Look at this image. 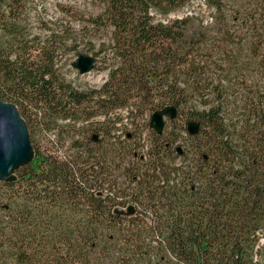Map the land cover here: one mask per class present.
<instances>
[{"label": "trees", "instance_id": "trees-1", "mask_svg": "<svg viewBox=\"0 0 264 264\" xmlns=\"http://www.w3.org/2000/svg\"><path fill=\"white\" fill-rule=\"evenodd\" d=\"M203 1L215 41L190 33L189 17L156 20L190 0H105L87 23L111 30L112 63L100 89L81 92L59 65L80 55L88 25L59 31L38 15L36 27L35 0H0V100L17 106L35 152L0 183V264H264V0L231 15ZM240 61L241 107L229 81ZM167 107L170 131L117 134ZM185 109L187 128L175 124ZM52 132L69 151L40 152L36 137Z\"/></svg>", "mask_w": 264, "mask_h": 264}, {"label": "rangeland", "instance_id": "rangeland-1", "mask_svg": "<svg viewBox=\"0 0 264 264\" xmlns=\"http://www.w3.org/2000/svg\"><path fill=\"white\" fill-rule=\"evenodd\" d=\"M104 1L105 0H35L33 8L30 10L29 22H32L36 27V19H38V15L44 22L51 23L50 27L58 29L59 31L64 28L71 27L74 31L78 32L82 29V26L88 25L85 29L86 33L81 35L83 36V43L80 45L78 54L94 56L97 60L94 70L86 75H80V73L73 68V64L77 60V55H70L67 54V52H63L62 62L59 65L61 74L69 83L73 85V87L81 92H90L92 90L100 89L107 81L108 67L112 63L110 55L111 50L109 47V41L112 37L111 30L107 28L105 24L94 28L87 23V21L103 11ZM252 3L258 4L255 0ZM222 5L228 14L233 11H237L239 7H243L244 11L251 7L250 0H223ZM186 17L191 19L188 24L190 33H201V31H203L207 34L205 35L207 39L211 41H215L219 37L218 28L215 25V21H213V17L215 20L217 13L214 8L207 7L203 0H190L186 6L176 12H173L168 16V18L156 15V20L158 22H167L168 20H181ZM228 27L232 31H236L235 29H237L235 28V24L233 22H229ZM35 32L37 33L39 31L35 29ZM241 42L242 37L234 39L233 42H231V47L242 51V46L240 47ZM229 69L232 70L229 81H231L234 86L232 92L235 94V97L232 98L236 99L238 103L242 96V61L232 64ZM237 105H239V103ZM184 111L185 114L188 113V109H185ZM27 112L29 115L33 114L32 109H29ZM154 112L152 111L146 113L143 120L140 122L137 121V128L132 125L122 127L117 134L124 136L125 134L132 133L136 130L139 133L141 130L144 132V138L147 139L149 134L147 127L149 128L150 120ZM185 114H182L181 117L177 119L175 124L180 127L187 128V114ZM95 122L96 120L83 125H78L77 129L80 130L82 127H92L95 129L98 127ZM166 125L167 131H170V129L174 127L169 119L166 120ZM89 134H91V131L88 133V136ZM36 139L37 147L40 149V152L51 153L54 155H60L64 151H69L67 150L68 144L71 143V141H69L64 150H61L60 147L63 143L58 142L55 133L53 132L46 134V136H37ZM121 139H123V137ZM176 146H180L185 149L186 141L184 139H180ZM189 149L192 150L190 144ZM144 152H146V150H144ZM133 211L134 207L129 206L119 212L124 215H131Z\"/></svg>", "mask_w": 264, "mask_h": 264}, {"label": "water", "instance_id": "water-1", "mask_svg": "<svg viewBox=\"0 0 264 264\" xmlns=\"http://www.w3.org/2000/svg\"><path fill=\"white\" fill-rule=\"evenodd\" d=\"M96 59L92 56L80 54L73 68L80 75H86L94 70ZM177 116L174 107L155 112L150 121V126L158 134L164 131L166 120H174ZM190 136L200 132L198 123L188 124ZM35 152L31 135L26 121L23 119L16 105L0 100V183H12L16 180V172L31 164Z\"/></svg>", "mask_w": 264, "mask_h": 264}]
</instances>
